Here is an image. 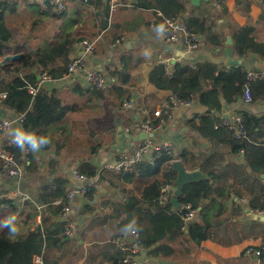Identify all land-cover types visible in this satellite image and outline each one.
<instances>
[{"label": "crops", "instance_id": "1", "mask_svg": "<svg viewBox=\"0 0 264 264\" xmlns=\"http://www.w3.org/2000/svg\"><path fill=\"white\" fill-rule=\"evenodd\" d=\"M148 1L153 9L139 7L138 0H121L122 6L111 12L107 0H64L66 10L63 13L52 4L48 7L30 0L3 2L10 8L6 25L12 39L0 61L18 53L23 54V58L28 54L38 55L67 35L76 39L72 60L81 55L77 43L102 33L95 53L88 59V67L115 84L110 91L91 93L85 87V73L81 72L40 85L41 90L47 92L43 94L54 99L52 103H46L50 114L57 118L46 128L50 143L41 146L39 151L32 150L38 163L32 172H25L26 184L22 186V180L16 179L1 180L4 189L9 191V199L21 198V203H25L23 194L34 201V211L25 210L23 218L31 211L36 214L30 221L31 228H40L48 239L49 245L39 257V264H116L121 251L114 242L121 237L127 244L133 242L130 231L137 227L134 220L129 221L128 201L132 198L142 200L144 189L154 180L163 181V172L171 168V163L152 179L136 176L131 182L125 181L128 171H102L108 163L140 143L136 136L128 133V128L144 117L143 111L153 113L172 95L150 83V74L162 61H170L172 71L169 75L174 73L173 67L177 64L196 69L206 61L216 64L219 69L242 68L244 72L263 75L250 83L251 102L246 100L244 89V98L236 103L229 104L222 97L221 110L213 111L212 116L224 120L227 116L232 118L248 112L264 117V0H218V6L214 0H190L187 6L192 15L198 17L211 12L209 15L216 23L214 35L218 40L226 41L224 48H215L199 36L202 46L195 52H187L181 43L164 41L160 2ZM247 26L252 31L255 50L239 57L232 48L233 31ZM119 40L122 41L115 45ZM21 60L0 67V78L5 77L4 70L15 68ZM20 75L23 79L36 76V83L40 82L38 68L24 69ZM131 101V107L125 106ZM207 113L208 109L196 97L191 107L173 110L165 128L152 139L158 143L171 142L174 149L175 142L180 140L178 159L183 161L186 169L200 170L208 178L212 175L211 182L215 185L209 199L222 204L219 207L220 204L205 200L195 208L197 214L193 223L203 224L202 211L209 209L213 212L209 213L208 220L216 225L210 228L208 238L200 245L184 235L167 233L164 240L143 250L142 264L259 262L253 250L264 246V213L260 211L264 175L249 168L248 159L254 158V150L249 149L248 154L242 149L233 151L224 134L221 137L224 141L217 137L208 139L193 128L200 125V117ZM20 129L27 133L23 127ZM259 143H264V135L260 136ZM182 151L186 152L184 158L180 157ZM81 172L87 175L95 172V177H100V187L91 189L86 197L77 193L70 214L75 231L72 237H66L61 209L54 202L81 189L82 184L75 175ZM106 180L109 184L104 183ZM225 184L232 186V193L224 192L223 199L216 192ZM180 207L175 209L180 210ZM144 225L149 226V222L145 221Z\"/></svg>", "mask_w": 264, "mask_h": 264}, {"label": "trees", "instance_id": "2", "mask_svg": "<svg viewBox=\"0 0 264 264\" xmlns=\"http://www.w3.org/2000/svg\"><path fill=\"white\" fill-rule=\"evenodd\" d=\"M138 1L139 7L153 9L151 2L148 0ZM158 1L160 2L158 5L159 12L163 16L182 17L192 34L206 38L208 43L215 48H224L226 46L225 39L220 41L213 33L216 23L213 20V16L209 15L211 12H206L197 17L192 15L188 9L187 5L190 0ZM9 9L7 3H0V58L5 56L8 44L12 39L6 25V16L10 11ZM214 37L215 39H213ZM233 40L232 48L239 57H244L255 50L252 31L248 26L233 31ZM75 42L76 39L74 37L67 35L64 40L56 42L42 53L38 55L28 54L21 60L20 65L3 71L5 77H2L0 90L7 93V97L0 108L5 111H13L17 115L25 114V121L21 125L25 132L31 133L36 137H46V128L56 122L57 118L53 117L48 107H46L48 101L49 103L54 101L53 97L43 94L47 92L42 90L35 96L31 95L27 91L26 82L36 84L37 78L36 76H30L23 79L20 75L21 71L24 69L44 68L53 80L63 79L71 62ZM173 69L174 73L169 75L163 64L157 65L150 74V83L159 90L170 91L173 96H177L184 101L194 100L197 97L198 102L208 109V113L200 117V125L193 128L204 138L208 139L217 137L222 140L223 138L221 137L224 134L225 137H228L233 151L242 149L245 154H248L249 149L254 150V158H247L249 168L254 173L264 175V143H259L260 136L264 135V117H256L248 112L239 113L242 117V126L246 132V138L238 140L234 137L233 131L227 128H217L216 125L221 120L212 116L213 111L221 110L223 106L222 97L229 104L236 103L244 98V89L248 83L247 72H244L242 68L219 69L216 64L210 61L202 63L196 69L181 64L175 65ZM4 148L14 155L19 165L25 166V172H32V169L37 167L36 154L29 146H25V149H22L17 145L4 144ZM185 156L186 152L182 151L180 157L184 158ZM173 161L174 156H168L163 152L157 153L151 159L138 163L128 172L125 171L127 172L125 173V181L131 182L136 176L152 179L162 172L166 164ZM80 174L90 178H95L96 176L95 172L88 175L82 172ZM175 178L176 174L168 167L163 172V181L154 180L144 189L142 200L132 198L128 201L127 213L129 221H135V227H137L135 230L140 234L143 249L151 248L161 242L169 232L174 235H184L190 241L200 245L201 242L208 238L210 228L216 225L208 220V215L213 210L205 209L202 211L203 224L191 222L186 225L183 219L184 214L180 213L179 209H175L171 201H168L165 205H160L158 199L163 186L167 184L174 186ZM1 180L0 264H34L35 259L42 256L49 245L48 239L44 237L40 228H31L32 223L30 221L35 219L36 214H32L31 211L26 218H23L25 210H33L32 204L34 201L28 200L25 203H21V198L9 199V191L4 189ZM21 180L22 186L26 184V176H23ZM211 180L212 175L209 174V178L199 183L185 186L183 195L179 198V205L191 204L194 208H199L205 200L212 201L216 205L220 204L216 199H209L210 194L214 192L215 185ZM61 185L63 186V184ZM224 192L230 195L232 186L225 184L216 194L224 199ZM66 197L67 195L64 198ZM260 211H264V198L260 205ZM145 221L149 222V226L144 225ZM185 230H188L187 234H185ZM260 251L259 261L260 264H264V246L260 248ZM124 257L125 254L121 252L116 262L121 264Z\"/></svg>", "mask_w": 264, "mask_h": 264}, {"label": "built area", "instance_id": "3", "mask_svg": "<svg viewBox=\"0 0 264 264\" xmlns=\"http://www.w3.org/2000/svg\"><path fill=\"white\" fill-rule=\"evenodd\" d=\"M46 1H50L52 5H56L58 12L63 13L66 10L64 0H30L33 4L44 5ZM216 6H218V0H214ZM0 0V3H3ZM108 6L111 12H115L119 7L122 6L121 0H107ZM162 18V35L164 41L168 44L181 43L184 45L187 52H195L202 46L201 38L195 34H192L186 24L179 17H168L159 14ZM102 39V33L98 34L96 37L91 39H83L76 44L78 50H80L81 55L72 58L71 62L67 67L66 76L64 78H70L78 73H85V87L90 92H106L114 89V82L105 78L100 72L96 70H91L88 67V59L95 53L98 43ZM122 40L116 41L119 44ZM165 66L167 73L170 74L172 71V65L169 60L162 61ZM40 82L36 84H31L26 82L27 91L35 96L41 90V84L52 81L51 75L44 68H39ZM263 78V75L254 72L247 73L248 83L245 86V98L248 102L252 101L250 83L256 79ZM2 78H0V83ZM7 97V93L0 90V106L3 104ZM195 100V99H194ZM194 100L184 101L179 99L177 96L171 95L167 101L162 103L153 113L149 114L148 111H143L144 117L142 119H137L132 126L128 128V133L138 137L140 134L146 135H156L162 131L167 121L172 118L173 110L178 107H191ZM127 107L132 106V101L125 104ZM25 121V114L15 115V120L12 121L6 118H0V179H16L20 181L24 174V167L19 165L16 161L14 155L8 152L4 148L6 145H16L13 143L14 139V124L17 123L20 127ZM217 128H227L234 132V137L238 140H243L246 138V132L242 126L241 115H236L229 119L221 120L217 125ZM25 149V146L22 148ZM165 153L168 156L175 155V149L171 142L158 143L152 138L140 141L136 148L132 151L123 152L119 158L111 163H108L104 169V172H115L122 173L132 169L138 163L151 159L157 153ZM175 160V157H174ZM77 180L82 184L79 191H71L66 198L58 199L54 202L55 205L59 206L61 209V217L65 222V236L72 237L75 231V224L70 220V214L72 212V206L75 202V197L77 193L86 197L91 189H97L100 187V177L95 178L87 177L86 175L76 173ZM105 184H109V181H104ZM175 187L172 185H164L162 188L161 195L159 197L160 205H165L170 201L173 196ZM24 201H28L29 198L22 194ZM180 213H183V219L185 224L193 222L197 214L196 209L191 204H184L181 206ZM264 213V211H262ZM133 242L127 244L124 238H118L114 245L117 249L125 254V257L121 264H142L140 263V258L143 252L141 246L140 234L135 229L130 231ZM255 256L260 258L261 251L253 250ZM40 263V258L35 259L34 264ZM260 264V261L257 263Z\"/></svg>", "mask_w": 264, "mask_h": 264}, {"label": "water", "instance_id": "4", "mask_svg": "<svg viewBox=\"0 0 264 264\" xmlns=\"http://www.w3.org/2000/svg\"><path fill=\"white\" fill-rule=\"evenodd\" d=\"M199 0H194V2H198ZM205 1H209V0H205ZM46 6H51L50 1H46L45 2ZM55 7L57 8V6L55 5ZM230 41V39H229ZM23 58V54H13V55H8L6 57H4V59L2 61H0V67H4L7 63H16L18 61H20ZM233 64H236V62H233ZM0 118H6V119H10L12 121L15 120V116L13 115V113L9 112V111H5L3 109H0ZM226 119H229V116L226 117ZM17 130L21 131L20 126L15 123L14 124V131L16 132ZM23 132V131H21ZM154 135H146V134H140L137 138L136 141H143L146 140L148 138H152ZM180 140L175 142V149H176V153L174 155L175 160L171 163V169L172 171L176 174V178L174 181V193H173V197L171 198V203L174 205L175 208L180 207L179 205V198L183 195L184 192V188L187 185H191V184H195V183H199L205 179H207L208 177L200 170H194V171H189L186 169L183 161H181L180 159H178V150H179V145H180ZM18 179V178H16Z\"/></svg>", "mask_w": 264, "mask_h": 264}, {"label": "clouds", "instance_id": "5", "mask_svg": "<svg viewBox=\"0 0 264 264\" xmlns=\"http://www.w3.org/2000/svg\"><path fill=\"white\" fill-rule=\"evenodd\" d=\"M13 143L20 148H23L27 144L33 151H39L41 146L47 145L50 141L46 137H36L32 134H27L17 130L14 135Z\"/></svg>", "mask_w": 264, "mask_h": 264}]
</instances>
